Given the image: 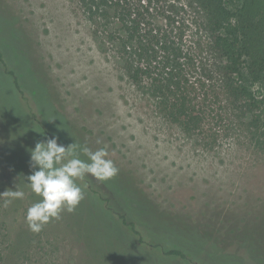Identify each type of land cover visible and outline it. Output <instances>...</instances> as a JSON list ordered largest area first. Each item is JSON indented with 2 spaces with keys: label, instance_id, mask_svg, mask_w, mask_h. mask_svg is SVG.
Here are the masks:
<instances>
[{
  "label": "rangeland",
  "instance_id": "obj_1",
  "mask_svg": "<svg viewBox=\"0 0 264 264\" xmlns=\"http://www.w3.org/2000/svg\"><path fill=\"white\" fill-rule=\"evenodd\" d=\"M133 1L148 8L144 12H150L160 24L161 12L174 16L172 36L182 34L184 46L198 58L197 64L201 61L214 67L217 61L206 51L209 37L200 11L189 0ZM0 2L3 12L19 19L21 36L14 27L3 52L11 58L22 88L15 89L9 100L26 115L29 152L37 141L51 138L50 131L44 133L49 127L65 146L73 143L75 136L93 151L106 149L119 170L108 180L86 175L77 181L86 185L85 196L72 213L85 231L92 227L94 235L90 237L103 264L169 262L159 249L144 251L135 245L118 224H113L98 199L86 197L94 192L116 214L123 213L116 196L157 239L170 242L173 236L196 251L200 246L195 236L172 230L169 224L173 217L168 212L201 224L203 230L213 227L210 234L227 238L223 241L225 251L251 261L239 239H228L227 235H234L230 229L237 225L249 230L254 224L260 229L264 224V150L256 146L252 132L257 109L238 100L233 103L230 94L221 92L218 78L208 79L197 91L209 114L204 134H189L166 120L154 99L128 79L116 39L119 32L111 35L98 27L84 11L82 0ZM248 67L246 58L235 77L256 100H264V73L254 78ZM189 78L199 80L200 69ZM7 85L0 74V97L8 92ZM2 107L3 124L9 132L22 131L20 110L12 105ZM33 171L30 154L10 158L0 146V193L16 187L25 193L23 199L7 206L0 197V264H99L67 211L50 220L41 232L30 231L26 213L40 199L27 183ZM140 191L165 213L156 215ZM169 261L190 264L178 257L169 256Z\"/></svg>",
  "mask_w": 264,
  "mask_h": 264
},
{
  "label": "trees",
  "instance_id": "obj_2",
  "mask_svg": "<svg viewBox=\"0 0 264 264\" xmlns=\"http://www.w3.org/2000/svg\"><path fill=\"white\" fill-rule=\"evenodd\" d=\"M189 3L200 11L203 28L209 37L206 51L217 61L214 67L204 66L201 61L197 64L198 58L192 51L186 50L182 34L172 36L171 31L176 27L177 19L171 14L161 12L163 20H160V24L150 12H144L148 8L133 0H82L84 11L98 27L111 35L113 31L119 32L116 39L119 41V52L123 55L124 70L128 79L154 99L157 111L166 120L178 124L189 134H204V125L209 114L202 107L197 91L203 89L206 80L215 77L218 78L221 92L230 94L233 103L238 100L257 109L256 124L252 132L256 146L264 150V100H256L235 77L246 58L252 77L257 78L264 73V0H230V3L226 0H189ZM18 23V18H13L9 12H3L0 8V74L4 76L9 89L0 97V146L1 151L6 152V156L10 158L29 155L28 148L31 145V141L26 139L29 131L26 115L16 103L9 100L15 89L21 91L22 88L12 69L11 58L3 52L6 37L14 27L17 28ZM16 30L20 37V28ZM198 69L201 78L191 81L189 75ZM4 105H12L20 110L24 116L22 131L9 132L5 127L1 114ZM67 128L72 130L70 125ZM48 131L52 134L51 137H57L49 127L44 133H49ZM74 138V142L85 145L82 140L76 139L75 136ZM58 142L62 144L59 139ZM85 158L87 157L81 155V159ZM141 195L144 202H149V206L157 211L156 215L162 216L165 213L144 193L141 192ZM86 197L98 199L101 207L109 213L113 224H118L135 245L144 251L154 252L159 249L169 264V256L178 257L190 264H264V224L261 229L256 228L254 224L249 230L237 225L236 228L230 229V232L235 234L227 235L228 239L233 236L238 238L241 245L247 248L251 255V261H248L241 255L225 251L223 241L227 238L221 240L218 236L210 234L213 227L203 230L201 224L191 223L167 212L173 217L169 224L173 231L185 232L200 240L196 251L182 245L173 236L170 242L157 239L154 231L132 216L130 210L122 206L116 196L114 199L123 213L116 214L98 193L94 192ZM68 214L75 218L74 225L80 237L93 248L94 255L98 258V249L90 237L94 235L92 227L89 226L88 231H85L79 220H76L78 218L73 216L72 212ZM237 221L238 219L235 222ZM99 261V264H103L101 259Z\"/></svg>",
  "mask_w": 264,
  "mask_h": 264
},
{
  "label": "clouds",
  "instance_id": "obj_3",
  "mask_svg": "<svg viewBox=\"0 0 264 264\" xmlns=\"http://www.w3.org/2000/svg\"><path fill=\"white\" fill-rule=\"evenodd\" d=\"M58 137L37 141L30 149V167L27 183L40 199L27 210L26 222L30 231L39 233L62 212H73L85 196L86 185L77 183L86 175L104 181L118 173L114 161L104 148L95 151L87 145L73 142L67 146L58 143ZM81 155L87 160L81 159ZM25 193L18 187L0 193L4 206L13 200L23 199Z\"/></svg>",
  "mask_w": 264,
  "mask_h": 264
}]
</instances>
